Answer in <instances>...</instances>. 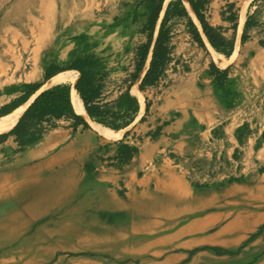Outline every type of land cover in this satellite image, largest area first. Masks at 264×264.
I'll return each instance as SVG.
<instances>
[{"label":"crops","instance_id":"0c3cea01","mask_svg":"<svg viewBox=\"0 0 264 264\" xmlns=\"http://www.w3.org/2000/svg\"><path fill=\"white\" fill-rule=\"evenodd\" d=\"M56 1L59 9L55 2L51 5L56 12L66 10V0ZM191 1L196 5L198 0ZM180 2L196 24L204 46L194 40L178 43L182 62L187 61L180 71L167 72V84L160 92H140L141 75L129 90L137 99L136 116L131 123L119 125L117 133L109 129L113 136L97 128L98 123L93 126L76 89L80 72L90 74L92 68L86 54L68 60L77 48L69 38L79 33L76 25L81 20L72 11L66 10L61 20L58 57L54 61L44 58L46 54L42 60L41 55L32 61L28 58L29 66L20 79L24 84L19 81L7 86L0 101L9 100L5 108H13L6 115L21 107H25L24 113L38 92L56 85L70 86L75 106L81 108L79 114L90 126L77 124L69 113L51 116L56 126L44 133L39 144H30L24 153L28 165L47 160L46 167L74 170L75 176L82 178L80 167L89 154L100 176L123 184L122 199L102 191L86 195L78 181L77 191L83 192L85 204L74 206L73 201L65 208L68 217L49 215L43 222L52 218L60 224H94L104 229L106 244L101 254H109L106 245L116 244L120 254L115 257L132 256L126 260L130 264H225L230 259L233 264H264V0H206L204 21L212 28L217 48L204 34L188 0H165L164 7ZM42 14L37 41L32 40L31 29L4 28L11 34L7 39L17 45L13 43V51L4 49L12 52L11 60L5 61L6 54L0 51L1 73L13 75L21 70L15 57L25 45L42 50L43 45H50L51 35L46 38L43 33L56 27L57 14L50 23H45ZM113 39L119 42L118 47ZM105 45L118 53L125 41L112 35ZM124 65L121 61V75ZM71 66L75 70L62 71ZM218 75H222L221 82ZM59 78L66 80L49 85ZM34 83L42 87L24 101L27 84ZM20 129L17 127L13 136ZM102 136L113 140L107 143ZM10 137L0 139V151ZM124 145L137 151L121 174L107 173L113 168L107 165L116 163ZM15 161L2 164L0 152V170ZM55 213L59 214L58 210ZM131 238L137 242L125 244ZM205 246L212 249L205 250ZM226 250L236 253L222 256Z\"/></svg>","mask_w":264,"mask_h":264},{"label":"rangeland","instance_id":"374dc122","mask_svg":"<svg viewBox=\"0 0 264 264\" xmlns=\"http://www.w3.org/2000/svg\"><path fill=\"white\" fill-rule=\"evenodd\" d=\"M20 1L25 4L23 13L21 15L14 12L13 10L14 5L21 3ZM59 1L62 2L61 0ZM53 2H55L57 5L56 9H59V5L57 4L56 0H11L0 8V51L3 53L5 52L4 49L6 50V48L13 51L12 48L16 47L13 46V43L17 45V42H11L9 39H7L11 34L9 32H4V28L8 27V30L15 31H28L31 29L33 36L32 40L35 39L37 41L38 33L43 27L40 18L42 12L48 8L53 9L46 14H42V18L44 19L45 23H50L49 20H51V17L53 18V15L55 14L56 16L57 14L56 23L53 21L56 27L54 26L52 28H46L49 30L44 31L43 33V37L45 36L46 38H49V35H51L50 42H52L50 45H43V50L40 49L39 46L35 47L36 49H33V45H31L29 48L25 45L24 50H21L20 53L18 51V54L15 57L17 64L19 66L22 64L21 70L17 72V74L13 75L6 74V71L4 73L0 72V96L7 93L2 92L7 86H10L14 83L17 84L16 82L20 81L21 74H23V72L26 71V68L29 66L26 62L28 58L32 61L33 58L36 59L41 55L42 60L44 54H46L44 58L47 57L48 60L50 59L51 61H54L58 57L60 48H58L59 43L57 41H59L61 38V34H59L58 30L63 26V24H61V20L66 17V15H64L66 10L72 11L75 14V17H79L81 20L78 21V24L76 25L79 28V33L69 38V40L74 42L77 48H75L73 55L71 54L68 60L77 58L83 54H86V56L90 57L92 69L88 75L94 76V86L100 88V96L99 100H97V105L100 107L99 114L101 121L103 122L99 123L92 120V124L94 126L95 123H98L108 129L113 130L115 133L119 131V125H127L131 123L136 116L135 113L138 107L137 99L130 95L129 90L136 83V81H138L141 75L143 79L146 71L149 68L152 48L146 62L148 65L146 67L145 73L142 74L144 72V68L138 78L134 77L137 64L140 61L141 48L147 43L149 35L153 34V38L155 40L161 27L163 26V31L167 36L165 45L168 48L167 51L169 57L162 67L163 70L158 81L152 86H146L143 89L139 88L140 92L162 91L167 84L165 78L167 72L173 71V69L180 71V68L184 63H186L187 59L185 58V61L182 62L181 53H178V43L194 40L200 45L204 46V41L203 44L200 43L193 35V30L190 24L191 22L194 23V21L182 4L176 3L172 5L169 9V12L167 13L169 5L164 7L163 3L156 26L154 30H152L150 27V19L157 5L159 4V0H66V10H57L58 12L54 10L55 6H51ZM206 4V0H202V3H200V1H197L196 3L203 19L204 11H206ZM227 9L230 10L231 7H228ZM112 35H118L124 39L125 45L121 52L117 53L112 47L105 45L106 39ZM43 37H41L40 40H44L45 38ZM5 40H7V42H2ZM14 40L17 39L15 38ZM45 41L47 42V39H45ZM111 42L115 47L120 45L116 39H113ZM5 54V61L12 59V52L6 51ZM121 61L125 62L124 74L122 75L119 67ZM45 63L48 64V62ZM111 77H114V79ZM21 83L24 84V81L19 82V84ZM141 83L142 81L138 87H140ZM38 84L41 83L27 84V92H29V86ZM51 84L52 83L50 82L49 85ZM26 93L23 95V97L26 95ZM39 93L40 92H38L37 95ZM8 101L9 100L0 101V117L6 115L8 110L10 111V109H13L11 107H6L7 109L5 108L4 104H6ZM147 105L148 103H146V106ZM15 106L16 105L14 104V107ZM53 118L54 117L51 116L42 119L27 118L25 122V128L17 133L16 136H13L15 134L10 135L11 139L9 142L3 145V148L0 151L2 152V164H7L11 161H14L16 158H23V156H25L24 153L30 150V144H39L44 133L56 126V122L53 121ZM73 119L75 118L73 117ZM74 121L76 122V119ZM4 134L5 133H1L0 137ZM110 135L113 136V132H110ZM103 138L105 139V142L108 141L107 143L113 140L106 136ZM127 163H122V161H119V159L116 158V163L114 162L107 165V167H113L112 170L107 173L112 171L120 173L122 171V167L127 165ZM80 173H83V176L82 178L81 175L80 177L78 176L77 180L79 181L80 186L86 191V195L97 191H102V193L108 195H118L120 198L125 195L123 194V184H120L121 182H107V180L103 178L105 176H100V170H97L95 167H93V163L89 154L86 155L82 161ZM84 198L85 196L82 197V200ZM85 219L88 220V217ZM98 220L100 221V218ZM63 221L70 222L69 219H63ZM56 236L58 241L64 240L60 235ZM134 239L136 238L126 240L125 244H135L137 241ZM70 245H67L65 248L56 251L54 257L51 260L44 258L43 256H38L35 258V260H37L38 264H79L81 260L84 261L83 264H126L127 258H129V260L132 259V256H125L126 258L115 257L116 255L120 254V252L119 246L113 243L105 246L110 251L107 255L101 254L100 249L102 246L96 249L86 250L79 248L73 249L75 245L72 244L73 247ZM208 249L212 248L205 246V250ZM20 251L21 249H17L16 253L14 254L0 256V264H26V261L33 257L32 252L30 253L29 250L25 251L24 254L22 253V255H18ZM233 251H222L221 255H233L236 253ZM240 251L241 249L237 250V253ZM103 252L107 253V251ZM232 261L233 260L230 259L224 263L233 264Z\"/></svg>","mask_w":264,"mask_h":264},{"label":"bare ground","instance_id":"6f19581e","mask_svg":"<svg viewBox=\"0 0 264 264\" xmlns=\"http://www.w3.org/2000/svg\"><path fill=\"white\" fill-rule=\"evenodd\" d=\"M9 1L11 0H0V8ZM24 6L23 2L18 3L14 5L13 10L21 15ZM64 80L66 78H59L52 84ZM24 109L25 107L18 108L0 118V134L11 130ZM96 127L111 136L108 132L112 131L108 128L100 124H96ZM46 161L28 165V156L25 155L0 171V256L14 254L17 249H21L18 255H22L29 250L33 257L28 259L26 264H38L36 257L43 256L51 260L56 251L70 244L72 247V244L75 245L73 249L86 250L106 244L102 238L104 229L97 228L94 224H60L52 218L43 222V218L49 215H55L59 219L68 217L65 208L73 204V201L74 206L84 203L83 192L77 191L79 183L74 170L57 171L55 167H46ZM57 210L59 214L55 213ZM75 215L73 214V217ZM56 235H60L64 240L58 241ZM73 235L78 238L71 239ZM83 262L81 260L79 264Z\"/></svg>","mask_w":264,"mask_h":264},{"label":"trees","instance_id":"16d2710c","mask_svg":"<svg viewBox=\"0 0 264 264\" xmlns=\"http://www.w3.org/2000/svg\"><path fill=\"white\" fill-rule=\"evenodd\" d=\"M164 1L165 0H159V4L157 5L153 15L151 16L150 27L152 28V30H154L156 26ZM198 1L202 3V0H198ZM188 2L194 9L196 15L198 16L204 34L207 36L211 45L214 48H217V44L215 43V40L213 39L212 36V28H210V26L204 21L201 13L199 12L197 5L193 4L191 0H188ZM170 7L171 5L169 4L167 13L169 12ZM190 25L193 30V35L200 43L203 44V40L200 36V32L197 26L193 22H191ZM166 41H167V36L165 35L162 26L157 38L154 40L153 34L149 35L147 43L144 46H142L140 53V61L137 64L136 73L134 74L135 78H138L140 73L145 68L152 45H153V49H152L149 68L142 79V83L139 87L140 89H143L146 86L154 85L160 78V75L163 70L162 67L165 61H167L169 57L167 51L168 48L165 45ZM65 70H75V66L74 67L71 66L68 69H62V71ZM221 80H222V75L221 76L218 75V81L221 82ZM41 87H42L41 84L29 86V92H27L26 95L23 97L24 101H27L32 95L36 94ZM76 89L79 96L84 102V106L86 108L89 117L94 121L103 123L101 121L99 114L100 107L97 105V100L100 96V88L94 86L93 76H89L88 74L80 72V77L76 84ZM79 109L81 110L79 106H75V103L72 99L70 86L67 85L53 86L49 89L40 92L36 96L34 101L27 107V109L19 119L17 125L10 132L5 133L3 136H1L0 139L5 140L10 135L16 134V128L19 126L22 129H20L18 132L22 131L23 127L25 126V122L27 118L42 119L47 116L60 117L65 113H69L76 119L77 124H83L85 127H89V124L79 114L80 111ZM136 151H137L136 148L131 149L126 145L122 146V149L120 150V156L118 157L119 161H122V163L125 162L127 163L133 156V153Z\"/></svg>","mask_w":264,"mask_h":264}]
</instances>
